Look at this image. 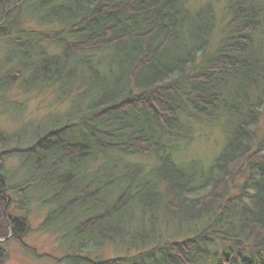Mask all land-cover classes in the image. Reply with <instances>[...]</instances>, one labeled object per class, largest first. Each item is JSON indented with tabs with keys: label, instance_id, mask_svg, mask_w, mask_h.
<instances>
[{
	"label": "trees",
	"instance_id": "16d2710c",
	"mask_svg": "<svg viewBox=\"0 0 264 264\" xmlns=\"http://www.w3.org/2000/svg\"><path fill=\"white\" fill-rule=\"evenodd\" d=\"M0 40L68 106L24 150L0 133V240L38 187L67 264H264V0H0ZM105 243L134 254H80Z\"/></svg>",
	"mask_w": 264,
	"mask_h": 264
},
{
	"label": "rangeland",
	"instance_id": "374dc122",
	"mask_svg": "<svg viewBox=\"0 0 264 264\" xmlns=\"http://www.w3.org/2000/svg\"><path fill=\"white\" fill-rule=\"evenodd\" d=\"M11 46L3 43L0 40V79L8 80V89L0 91V133L6 137L13 138L14 135L22 137L8 146L10 149L24 150L31 143L32 133L43 131L50 125V118L61 117L68 110L65 107L66 102L59 104L60 101L51 93V90L36 89L31 87L27 89L22 85V75H18L15 66H6L5 61L11 56ZM47 52H51L50 48H46ZM1 89V88H0ZM57 98V99H56ZM58 103V105H57ZM43 129V130H41ZM264 130V103L261 109L260 122L258 123L255 132L261 135ZM39 131L37 133H39ZM218 138V137H217ZM200 155L203 158L208 157V154L215 149L213 145L197 146ZM195 149V148H194ZM196 150V149H195ZM12 157V156H11ZM19 163L18 157L8 158L6 167L14 168ZM18 178L17 180H19ZM242 178L238 179L236 183L241 182ZM37 187L35 191L32 189L26 190L25 195L29 198L31 203H25L23 196L17 194L8 195L9 215L26 217L27 229L21 238L0 240V248L4 252V264H67L64 259L67 255H72L74 248H71V243L64 238L63 231L57 233L53 231L52 225L48 228L44 227L45 219L49 212V208H43L36 204V200L32 199L34 196L48 197V194H37ZM25 198V197H24ZM2 207L0 205V211ZM73 221L70 219V224ZM51 227V228H50ZM54 228H57L54 227ZM59 234V235H58ZM75 252V251H74ZM123 249H116L107 243L99 249L84 250V255L90 260L106 261L108 259L120 258L124 255H133V251L125 253Z\"/></svg>",
	"mask_w": 264,
	"mask_h": 264
}]
</instances>
